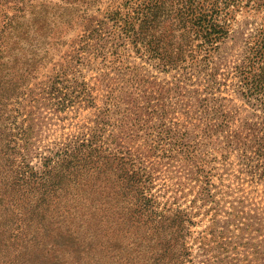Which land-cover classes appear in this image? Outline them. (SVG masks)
<instances>
[{"label":"rangeland","instance_id":"obj_1","mask_svg":"<svg viewBox=\"0 0 264 264\" xmlns=\"http://www.w3.org/2000/svg\"><path fill=\"white\" fill-rule=\"evenodd\" d=\"M1 1H25L28 6L15 29L0 32V264H156L147 247L151 250L155 239L163 235L151 231L148 212L123 208L121 193L99 196V184L115 179L104 168L73 169L65 159V143L89 131L105 105L111 83L118 88L116 95L129 102L125 109L134 107V100L141 103L145 90L150 93L155 87L153 100L165 107L160 111L164 118L156 116L151 122L155 129L187 133L183 137L186 148L195 153L196 160L206 161L214 199L207 204L197 202L193 237L212 228H217L219 235L227 230L234 241L231 249L235 247L229 253L231 263L264 264L261 254H255L263 239L261 219L250 218L259 219L264 205V157L255 154L258 148L264 153V99L244 97L245 81L238 70L250 61H260V53L264 66V0L196 1L206 13L219 12L214 19L221 32L216 34L219 42L210 50L203 45L205 30L199 36L193 34L200 52L197 59L188 57L184 63L188 78L181 70H159V61L149 63L139 57L129 42L120 45L124 65L132 68L134 75L141 73L139 79L143 76L152 82L134 89L111 68L110 59H96L94 50L103 41L98 37L90 41L87 35L96 25L105 26L101 31L112 30L105 12L138 7L149 0ZM169 4L161 9L158 22L172 20V10L164 12ZM165 24L152 32L159 30L165 35ZM87 43L88 47H83ZM89 58L92 61L86 64ZM60 64L72 66L70 80L89 83L98 107L78 102L59 111L56 100L47 99L40 82ZM204 99L208 102L205 108L201 107ZM221 103L233 116L225 128L218 127L221 119L216 115ZM125 113L127 117L131 114ZM149 117L142 114L137 130L146 127ZM210 120L215 128L224 130L204 131ZM236 132L242 134V142L229 148V137ZM144 133L141 130L140 135ZM136 141L132 144L148 154L142 138ZM151 161L162 162L153 189L157 198L173 202L179 197L178 205L191 208L200 190L189 180L193 166L179 153L153 158L149 164ZM233 207H238L242 222H231ZM203 253L196 246L198 264H221L218 251Z\"/></svg>","mask_w":264,"mask_h":264},{"label":"trees","instance_id":"obj_2","mask_svg":"<svg viewBox=\"0 0 264 264\" xmlns=\"http://www.w3.org/2000/svg\"><path fill=\"white\" fill-rule=\"evenodd\" d=\"M196 1L176 0L169 4V0H161V3L159 0H149L146 3H141L138 7L132 5L128 9L112 13L105 12L104 17L113 23L112 30H108L109 33L101 31L105 26L96 25L95 29L89 31L90 34L87 35V39H91L90 41L96 37L103 41L99 48L94 50L97 54L96 59L101 58L103 61L110 59L113 66L111 68L123 76L127 87H130L129 85L132 83L131 89L141 84L144 86L148 83L151 84L152 82L143 76L142 79H139L141 73L134 75L133 69L124 65L125 62L121 59L122 53H120L119 47L129 42L135 46L139 57L146 58L149 63L151 60L159 61L160 63L157 64L159 70L170 72L181 70L183 77L188 78L190 72L186 71L184 63L188 57L197 59L200 52L198 49L200 43L195 44L197 39L193 34L199 36L200 31L205 30L203 45H207L210 50L214 44L219 42L220 36H216V34L221 32L216 29L217 25L214 19L219 12L213 10L212 13H206ZM8 2L5 4L0 0V32L15 29L18 18L28 6L27 3H24L25 1L13 4ZM30 4L32 5V3ZM167 4H169L168 9H164V12L172 10V20L168 23L165 20L158 22V18L162 16L161 9ZM103 22L101 21V23ZM162 24H165L162 29L163 32L166 30L165 35L161 36L159 30L152 32L153 28L157 29ZM110 41L113 43L111 47H108L107 43ZM120 41H124V43H120ZM88 45L89 43L83 47H88ZM258 56L260 61L257 63L250 61L238 67L241 79L245 81L243 95L247 100L264 99V66L261 67V56L263 55L260 53ZM64 58L66 60L69 57L67 55ZM91 61L92 58H89L86 64ZM71 70H73L72 66L60 64L56 65L52 72H48L50 74L45 75V79L40 82L39 87L42 88L47 99L56 100L59 111H65L78 102H83L87 107H98L97 97L88 82H74L69 79ZM152 88L150 93V90H145L147 92L141 103L134 100V107L125 109L123 108L125 102L127 104L129 102L125 101L124 97L116 95L118 88L111 83L110 91L104 101L105 105L99 109L94 124L88 128L89 131L75 135L65 143L67 164L73 169L81 168L88 171L93 169L98 171L104 168L114 175L115 179L112 183L108 180L99 184V196L112 191L121 193L124 197L123 208L134 209L137 213L148 212L149 220L151 219V231H154L153 234L159 235V237L161 234L163 235V237L155 239L151 250L150 245L147 247L148 256L152 253L156 264H198L195 258L199 254L194 255L196 246L204 250L203 256L209 253L216 254L218 251V257L222 258L221 264H233L229 261V253L235 248L231 249L234 241L229 237L227 230L219 235L217 228H212L201 231L199 236L193 237L192 228L197 224L195 218L199 215V211H195L197 202L203 200L204 204H207L214 199L211 174L206 170V161L204 159L203 161L196 160L195 153L186 148L187 142L183 140V137H186L187 133L173 132L172 128L155 129L156 127L151 122L156 116L164 118L165 114L160 111H163L165 107L159 105L162 103L154 102L155 87ZM80 99L82 100L80 101ZM207 106V99H204L201 107ZM224 108L225 105L221 103L216 112V115L221 119L218 127L222 128L229 126L233 119L232 113L225 112ZM125 111L131 113L129 117ZM142 114L150 117L145 119L146 127L137 130ZM115 115L116 117H114ZM211 121L206 125L204 131L220 133V130H224L215 128ZM141 130L145 131L143 135H140ZM131 131H136V133H131ZM141 138L144 143L143 147L147 149L148 154H145L139 146L136 148V143L132 144ZM242 138L240 132L230 136L229 148L232 143L242 142ZM168 143L171 146H168ZM174 153L182 155L185 162L194 168L189 180L195 182L200 190L191 208L178 205L179 197L173 202L161 201L153 193L156 174L160 171L162 162L153 163L151 161L149 164V160L163 156L170 158V156H175ZM255 154L259 158L260 156L264 157V153L261 154V148H258ZM261 164L264 166V163ZM261 176L264 178L263 174ZM116 182L119 183L116 184ZM95 186L96 184H92L93 188ZM122 189H126L128 192L122 193ZM244 203L245 201L241 202V204ZM260 208L261 217L258 219L256 216H251L250 218L257 219L258 222L261 219L260 230L263 239L261 245L256 246L255 254H261V258H264V205ZM230 216H232V223L235 224L239 221L238 207H233ZM250 225L253 224L250 223ZM147 228L149 229V227Z\"/></svg>","mask_w":264,"mask_h":264}]
</instances>
